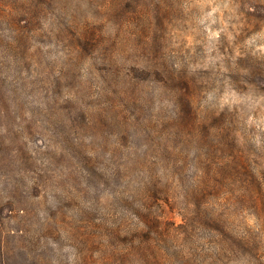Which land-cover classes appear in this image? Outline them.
I'll return each instance as SVG.
<instances>
[{
  "label": "rangeland",
  "instance_id": "1",
  "mask_svg": "<svg viewBox=\"0 0 264 264\" xmlns=\"http://www.w3.org/2000/svg\"><path fill=\"white\" fill-rule=\"evenodd\" d=\"M0 239L264 264V0H0Z\"/></svg>",
  "mask_w": 264,
  "mask_h": 264
},
{
  "label": "trees",
  "instance_id": "2",
  "mask_svg": "<svg viewBox=\"0 0 264 264\" xmlns=\"http://www.w3.org/2000/svg\"><path fill=\"white\" fill-rule=\"evenodd\" d=\"M150 192H149V197L153 198V196L156 197L157 194L160 193L161 191V188L159 187V184L158 182L156 181V178L154 179V176H151V185H150ZM154 197V198H155ZM12 211V210H10ZM159 218H157L156 216H152L150 213L147 214V222L143 221L144 225L146 223L147 227H148V223L150 220H154V221H158ZM136 232H139V233H147L148 230L147 228H143L141 230H138ZM8 250L6 248V246L4 245L3 241H1L0 239V264H6L8 262Z\"/></svg>",
  "mask_w": 264,
  "mask_h": 264
}]
</instances>
